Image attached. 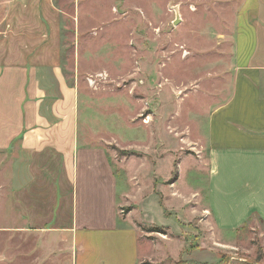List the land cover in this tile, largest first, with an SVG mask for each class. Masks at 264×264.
Returning a JSON list of instances; mask_svg holds the SVG:
<instances>
[{
	"label": "rangeland",
	"instance_id": "rangeland-1",
	"mask_svg": "<svg viewBox=\"0 0 264 264\" xmlns=\"http://www.w3.org/2000/svg\"><path fill=\"white\" fill-rule=\"evenodd\" d=\"M53 2L64 17L68 67L74 68V58H79L82 83L97 96L96 105L106 107V118L96 117L99 128L93 132L124 193L118 200L120 216L138 227L142 243L153 246L155 260L144 264L190 262L180 256L186 241L192 250H207L205 264H264V226L259 221L225 249L198 212V199L184 200L168 186L177 165L181 196L201 190L195 176L206 174L198 170L207 166L200 161L208 149L193 122L201 115L197 103L209 102L211 110L223 101L218 95L231 86L239 28L264 25V0ZM5 4L0 0V18ZM177 14L181 21L174 25ZM249 32L247 27L244 35ZM7 197V192L0 194V264H106L105 252L122 247L119 239L107 245L85 230L78 233L72 253L68 234L59 239L20 230L25 226L15 224V214L9 218Z\"/></svg>",
	"mask_w": 264,
	"mask_h": 264
},
{
	"label": "crops",
	"instance_id": "crops-1",
	"mask_svg": "<svg viewBox=\"0 0 264 264\" xmlns=\"http://www.w3.org/2000/svg\"><path fill=\"white\" fill-rule=\"evenodd\" d=\"M5 6L0 18V194H8L9 218L15 214V224L25 226L22 231L59 239L68 234L72 253L85 230L107 245L119 239L122 247L103 255L106 264L154 261L153 246L142 243L138 227L118 211L124 193L93 132L99 128L96 117L106 118V107L96 105L97 96L82 83L79 58L74 68L67 65L62 11L53 0H6ZM249 26L247 36V27L239 28L231 86L218 95L223 101L211 110L209 102L197 103L201 115L193 122L208 149L200 161L207 166L198 170L206 174L195 176L201 190L181 196L182 172L168 185L173 195L198 199V212L225 249L246 224L257 220L264 226V25ZM186 243L180 256L191 264L209 262L203 259L205 248L192 250Z\"/></svg>",
	"mask_w": 264,
	"mask_h": 264
},
{
	"label": "trees",
	"instance_id": "trees-1",
	"mask_svg": "<svg viewBox=\"0 0 264 264\" xmlns=\"http://www.w3.org/2000/svg\"><path fill=\"white\" fill-rule=\"evenodd\" d=\"M178 174H179V167L176 165L175 166V174L173 175V177H172V182H171V184H173V183H175L176 181H177V178H178ZM247 226H249V224H246L243 228H241L239 231H238V234L239 233H241L242 231H244V229H246V227ZM157 231V230H156ZM261 255L259 254V256H258V259L259 260H261L263 257H260ZM178 264H191V263H189V262H185V261H180V262H178ZM239 264H241V263H239ZM242 264H251V263H249V262H245V263H242Z\"/></svg>",
	"mask_w": 264,
	"mask_h": 264
},
{
	"label": "water",
	"instance_id": "water-1",
	"mask_svg": "<svg viewBox=\"0 0 264 264\" xmlns=\"http://www.w3.org/2000/svg\"><path fill=\"white\" fill-rule=\"evenodd\" d=\"M180 21V16L177 14V19L175 20L174 25H177Z\"/></svg>",
	"mask_w": 264,
	"mask_h": 264
}]
</instances>
